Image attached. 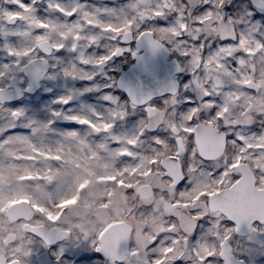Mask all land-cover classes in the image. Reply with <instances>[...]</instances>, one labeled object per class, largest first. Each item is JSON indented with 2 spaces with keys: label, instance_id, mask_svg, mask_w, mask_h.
Segmentation results:
<instances>
[{
  "label": "snow or ice",
  "instance_id": "obj_1",
  "mask_svg": "<svg viewBox=\"0 0 264 264\" xmlns=\"http://www.w3.org/2000/svg\"><path fill=\"white\" fill-rule=\"evenodd\" d=\"M252 7L264 11V3L257 6L255 0ZM46 13L55 14V20ZM253 16L247 0H129L119 7L82 3L68 7L60 0H47L46 4L42 0H4L0 5V51L8 59L0 63V216L23 225V235L17 243L15 236L0 231V264H260L258 258H264V196L252 190L258 182L248 169H242V156L229 159L216 174L218 178L206 179L207 174L201 173L198 178L188 179L190 191L179 192L186 179L184 169L193 177L199 171L189 167L187 152L207 160L220 157L219 147L225 138L213 129L212 120L202 127L193 115L187 116L189 125L196 126H185L182 131L189 138L195 137L199 151L188 145L183 150V166L175 159L164 164L169 169L168 179L175 177L173 169L179 168V180L174 184L179 199L164 206L176 223L165 225L143 244L142 250L137 242L119 248L109 243L112 233L107 227L93 232L88 229L93 220L106 219V213H120L122 193L117 189L126 194L137 190L124 184L125 170L114 167L111 157L133 156V149L146 138L161 146L168 136L159 126L145 128L141 124L158 105L150 103V97H143V85L118 81L115 87L126 89L129 98L122 100L121 96L105 93L103 100L112 106L106 112L89 107L86 115L71 109L29 115V110L21 107L25 97L46 82L62 80L67 89L68 82L94 81L97 76L110 80L104 69L126 53L143 63L147 71L140 50L155 56L168 53V44L173 43L176 47L172 53L179 58L172 63L179 78L162 92V102L183 87L188 99L181 110L197 112L187 89L190 85L203 87L209 115L224 122L236 98L234 87L253 94L264 88V30L253 26ZM168 37L175 40L169 41ZM102 38L111 43L100 52ZM20 40L24 43L17 47L13 41ZM193 57L194 70L184 72L180 59ZM205 73L207 83L201 85ZM226 83L232 85L228 91H224ZM94 89L99 87H86L75 95ZM73 99L72 91L67 89L53 103L69 105ZM125 101L132 110H142V119L133 137L122 138L114 130L117 122L129 115L128 109L119 107ZM29 102L39 108L41 98L31 95ZM61 119L86 126L90 134L104 136L111 144L92 143L78 132L69 131L53 146L49 143L54 135L52 126ZM22 127L28 131H19ZM170 130L176 131L175 125ZM248 132L254 135L247 142L243 134L226 139L241 145L243 156L253 149L264 152V135L255 125ZM101 152L104 158L99 156ZM180 155L178 151L177 157ZM157 163L155 157L148 162V176L152 175L151 166ZM257 164L256 173H260L264 159H258ZM101 165L106 169L101 174L108 175L111 184H101L88 176L89 170L99 171ZM232 170L240 172L225 188V178ZM101 192L104 195H98ZM17 196L30 202L8 208L7 202ZM201 200L206 202L197 208ZM185 210L190 211L185 214ZM135 232L133 228L125 233L129 241Z\"/></svg>",
  "mask_w": 264,
  "mask_h": 264
},
{
  "label": "clouds",
  "instance_id": "obj_2",
  "mask_svg": "<svg viewBox=\"0 0 264 264\" xmlns=\"http://www.w3.org/2000/svg\"><path fill=\"white\" fill-rule=\"evenodd\" d=\"M207 28V26H206ZM206 30V29H205ZM190 34L192 33L190 29ZM211 35V33H209ZM207 38V36H205ZM169 41H174L175 37H168ZM176 45L173 43L168 44L169 52ZM179 58L176 55V60ZM194 59L185 60L180 59V67L184 72H191L194 70ZM111 67L110 64L106 66L104 71L107 73ZM95 81V86L99 88H106V85H113V89L117 84L115 77L110 80ZM207 83V73L202 75L200 84ZM230 83V82H229ZM187 91L192 93V103L199 109L197 112H192L191 109H184V103L188 98L185 97V89L181 87L175 94L169 96L160 105H156V111L150 115H145L141 124L145 128L160 127L161 130L167 131L168 136L165 138V143L161 146H156L147 139L141 142L135 149L137 156L142 157L134 161H129L125 158L116 157L115 162L120 164V167L125 166L134 168L139 166L141 171L148 170V162L155 157L158 161L156 165L151 166L152 175L147 177H141L138 174L132 176H125L124 179L132 183H139L144 186H151V198L144 199L140 194L139 190L128 194L125 199H120L119 209L120 213L117 215L114 212L111 214H105L106 219H96L89 225V232L102 230L107 224L113 221H126L127 224L133 226L137 233H143L141 236V244L148 243L153 236H156L168 223H176V221L170 220L168 211L165 209V203H171L172 201L179 199V192H188V179H195L200 176L201 173H205L206 179H216V175L221 169L224 168L225 163L229 159H235L237 156H242L241 165L242 169H248L255 177L258 182V187H254L252 190L257 196H264V165L260 166V173H256L258 166L257 160L264 159V152L257 153L255 149L252 152H248L246 156L240 152L241 145L234 143L232 140H227V136L232 134H243L246 137V142L251 140V136L248 130L253 126H259L260 134L264 135V88L258 90V94H253L246 91L244 88L236 86L233 88V99L228 113V117L224 122H217L213 119L209 113L210 108L206 106L203 101V87L190 85ZM120 108L131 109V104L127 101L122 102ZM203 113V119L201 118ZM191 114L196 120V124L207 127L208 121L212 120V127L215 129L221 137L225 140L219 147L220 157L217 159L207 160L201 159L199 156H193L192 152H187L189 167L194 166L199 171L196 173V177L192 176V173L187 168L184 169L183 175L186 178L184 186L179 189V192L174 188L179 180V168L173 169L176 172V176L172 179L166 178L169 169L164 168L165 163L171 162L173 159L176 160L177 165L183 166L184 151L188 145H193V151H199V147L195 144V137L189 138V134L182 131L185 126L189 125L187 116ZM162 121V123H161ZM175 125L176 131H171L172 126ZM177 137H179V143H177ZM178 151L181 152L180 157H177ZM256 156L257 159H253ZM240 170L230 171L229 176L225 178V188L228 182H235L233 177L238 175ZM148 189H146L147 191ZM118 192L123 193V190L117 189ZM205 200H201L200 204L197 205L199 208ZM151 205L149 209L147 205ZM55 210V209H53ZM190 210H185V214ZM131 213V215H129ZM155 217V220H153ZM180 225L177 223V231H179ZM147 228L145 232L144 229ZM143 250V247H142ZM94 264H100L99 261Z\"/></svg>",
  "mask_w": 264,
  "mask_h": 264
},
{
  "label": "rangeland",
  "instance_id": "obj_3",
  "mask_svg": "<svg viewBox=\"0 0 264 264\" xmlns=\"http://www.w3.org/2000/svg\"><path fill=\"white\" fill-rule=\"evenodd\" d=\"M60 2L64 6H68V7H71V6L75 5L76 3H82V4H87L90 6H99V7L107 6V5L99 3V2L98 3L94 2V1H91V2L85 1L84 2L83 0H75L74 2L71 0H68L66 2L62 0ZM249 2L251 3V5L253 4L251 1H249ZM3 3H4V0H1L0 5H2ZM259 12H260V18H263L264 11H259ZM46 15H48L53 20H55V18H56L55 14L46 13ZM254 15H256V11H254ZM17 27H19V26H17ZM20 30H23V29L20 28ZM13 43H15L17 45V47H20L23 45L24 41L23 40L13 41ZM110 43H111V41L108 40L107 38H102L100 41L99 51L103 52L105 50L104 45L110 44ZM93 51H96V49H94ZM173 55L176 57V54L173 53ZM7 59L8 58L5 55V53L3 51H0V63L7 61ZM124 62H125V65H127V66L130 63V61L128 62L127 60H125ZM115 64L117 65L118 63H115ZM116 65H111V67L108 70L109 73L112 74L111 78L115 77V79L118 77V74L115 72V66ZM100 79H101V76H97L94 81L68 82L67 89H70L72 91V94L74 93L73 95L78 98L76 101V109L72 110V111L80 112L81 115H86L89 107H92V108H95L101 112H106L112 106L110 104H108V102L103 100V96L105 95V93H110V94L115 95V96H121L122 100H127L126 97L116 89V87L114 89L113 88H99V90L94 89L92 92H84L83 93L84 98L82 97V95H75V92L77 90L82 92L83 89L86 87H94L95 81L100 80ZM61 81L52 84L53 85L52 87L49 86L50 84H45L44 89H43V93L41 94V96H43L42 98L45 101V109H42L43 104H40L39 108H33V110L31 111V115H33L34 113H40L43 115L46 112L50 111L51 101L56 100L59 95L64 94V92L67 90L64 87V82H61ZM101 82H103V79ZM46 89H51L50 90L51 93L49 90H46ZM53 89H54V91H53ZM86 97H89V99ZM151 103H156V104L160 105L162 103V99H156V100L152 101ZM57 110H60V108ZM67 111L68 110H66L65 112H67ZM141 119H142V110L140 108H137L136 110L129 109V115L126 118V120L125 121H118L114 131L116 134H120L122 138L133 137L137 131L136 128L139 126V122ZM62 126H64V127H62ZM52 127H54L53 130H57V131H53V132H55V135L50 136V139H49V143L52 144L53 146H55V142L60 139V136H62L63 134H65L69 131H75V130H80L82 133H79V132L78 133L81 134L83 137H85L89 142H92V143L108 142L109 144H111V140H108V138H106L104 136H100L99 139L98 138L97 139L96 138L90 139L89 135L86 134L87 130H88L87 127L76 124L74 122H68V121L61 119V120H57L55 122L54 126H52ZM18 130H21V131L26 130L24 132L25 133L27 132V129L23 128V127L18 129ZM57 132H59V134L56 135ZM147 139L148 138H146V140ZM112 146L115 147V145H112ZM133 153H134L133 156L127 157L125 159H127L129 161H134V160L138 159V156L136 155L137 153H136V151H134V149H133ZM99 156L101 158H104L105 153L101 152V153H99ZM111 163L114 167L121 168L120 164L115 162V156L114 155L111 157ZM121 169L125 170V173H126L125 176H132V175L138 174L141 177H147L150 174L149 170L141 171L139 167L135 168V171H133V168H129L127 166H125ZM105 171H106V169H104L103 165H101L100 170L98 172H96L97 174H100L101 177H100V179L97 178L96 181L101 183V184H104V183L111 184L112 181H111L110 177L108 175L101 174V173H104ZM104 176L109 177V178L108 179L102 178ZM102 179H104V180L101 181ZM119 180H120V177H117V183L119 182ZM124 184L131 186V187H134V188H136V186H138V185H141L139 183L129 182L126 179H124ZM148 186H150V185H148ZM110 191H111V189H110ZM98 195H104V193L101 192V193H98ZM127 195L128 194H126V193H122V199L126 200ZM150 198L151 197H149L147 199H150ZM147 207H151V205L149 204V205H147ZM119 222L125 224V222L122 220L121 221H113L112 223L107 224L106 227H109L113 223H119ZM129 226H131V225H129ZM132 228H134V227L132 226ZM144 231L146 232L147 228H145ZM142 235H143V233L135 232L134 235L132 236V242H137V243L141 244V236ZM21 236H22V234H20V238H21ZM141 247H143L142 244H141ZM149 255H151V253H149ZM258 259H260V264H264V258H258Z\"/></svg>",
  "mask_w": 264,
  "mask_h": 264
},
{
  "label": "water",
  "instance_id": "obj_4",
  "mask_svg": "<svg viewBox=\"0 0 264 264\" xmlns=\"http://www.w3.org/2000/svg\"><path fill=\"white\" fill-rule=\"evenodd\" d=\"M253 3V0H250ZM264 3V0H255V4L259 6ZM136 47V45H135ZM141 57H145L147 61V68L145 70V65L135 58H132L134 63L126 70L117 69L119 77L117 81L125 80L131 81L134 85H143V97L149 98V102L160 99L162 92L170 86V83L179 74L175 73L173 61L168 53L157 54L155 56L151 55L146 49H141L139 52ZM40 88V86H39ZM39 88L34 91L31 95H34ZM116 89L121 92L126 99L129 98V93L126 89L116 87ZM146 189H148L146 191ZM139 194L143 197H151V187L146 186L139 189ZM18 204H14L9 208L16 207ZM108 231L112 233L109 237V243L114 244L117 248L130 243L126 232H131L132 229L129 225L123 223H115L110 225Z\"/></svg>",
  "mask_w": 264,
  "mask_h": 264
},
{
  "label": "flooded vegetation",
  "instance_id": "obj_5",
  "mask_svg": "<svg viewBox=\"0 0 264 264\" xmlns=\"http://www.w3.org/2000/svg\"><path fill=\"white\" fill-rule=\"evenodd\" d=\"M1 1V0H0ZM62 1V0H60ZM63 1H68V0H63ZM71 1H75V0H71ZM84 2L87 1V2H90L91 0H83ZM250 0H247V5H248V9L254 13V11H256V15H254L251 19H252V22H253V26H256V27H261L262 30H264V16L263 18H260V12L257 10V8L255 7H252L251 3L249 2ZM42 2L44 4H46L47 0H42ZM96 3L98 2H102V4H105L109 7H118L120 6L121 4H126L129 2V0H96L95 1ZM132 47L135 48V43L132 44ZM169 55H170V58L171 59H175L176 60V57L173 55L172 52H169ZM125 60H127L128 62L130 61V63L127 65H125ZM133 60L131 58V55L130 54H125L124 56H121V57H117L113 60V62L110 64V65H116L115 63H118L116 66H115V72L118 74V77H119V73L117 72V69H121V70H126L127 68H129L132 64H133ZM109 70V69H108ZM112 74L109 73V71H107V77H110L111 78ZM103 78V80H108L106 79L104 76H101ZM118 77L116 78V80H118ZM179 78V75L175 77V79H178ZM45 84H50L49 86H51L52 84L54 83H45ZM44 85H41L39 90L34 94L36 95L38 98H41V104H43V108L42 109H45V101L44 99L42 98L43 96H41V94L43 93V89H44ZM232 87L231 84L229 83H226L225 86H224V91H228L230 88ZM31 99V95L28 96V97H25V104L24 105H21V107H26L28 110H29V115H31V111L33 110V107L31 105V103L29 102ZM77 97L74 96V99L72 100V105H70V107H67L68 105H59V104H56V103H53V101H51V106H50V110H57V109H63L64 111L66 110H75L76 109V101H77ZM161 99V98H160ZM55 101V100H54ZM154 101V100H153ZM152 102V101H151ZM150 102V103H151ZM64 127V126H62ZM61 127V128H62ZM257 129H259V126H255ZM54 129V127H53ZM21 131V130H19ZM26 131V130H23V132ZM28 131V130H27ZM53 131H57V130H53ZM76 132H79V133H82L80 130H75ZM104 131V130H102ZM54 135H55V132H53ZM59 134V132L56 133V135ZM87 135H89V138H98L100 136H97L96 134H90L89 131L87 130ZM96 170H89L88 171V176L92 177L94 180H96L97 178L100 179L101 175L100 174H97ZM102 178H106L108 179L109 177H102ZM103 181V179H102ZM142 187H146L144 185H138L136 186V189L139 190L141 189ZM151 187V186H150ZM143 197V196H142ZM144 199H147L146 197H143ZM21 202H30L29 201H24L21 197L17 196L15 197L14 199L10 200L7 202V207H11L12 205L14 204H19ZM7 211V210H6ZM120 223V222H119ZM115 224V223H113ZM131 229L133 230L132 226H130ZM6 230L8 233L12 234L13 236H15L16 238V241L17 243H19L20 241V234L23 235V225L21 224H12L9 222V218L4 215V216H0V231H4ZM132 242V240L130 241ZM36 259V256H35V252L33 253V260Z\"/></svg>",
  "mask_w": 264,
  "mask_h": 264
},
{
  "label": "trees",
  "instance_id": "obj_6",
  "mask_svg": "<svg viewBox=\"0 0 264 264\" xmlns=\"http://www.w3.org/2000/svg\"><path fill=\"white\" fill-rule=\"evenodd\" d=\"M91 1H96V0H91ZM90 1V2H91ZM100 1V0H99ZM99 3H102V2H99ZM61 82H64V81H61ZM53 85H51V87H52ZM53 91H54V89H53ZM50 93H51V91H50ZM74 94V93H73ZM82 97L84 98V94L82 95ZM86 98H88L89 99V97H86ZM70 105H72V103H70L67 107H70ZM54 126V125H53ZM104 180V179H103ZM102 181V180H101Z\"/></svg>",
  "mask_w": 264,
  "mask_h": 264
}]
</instances>
